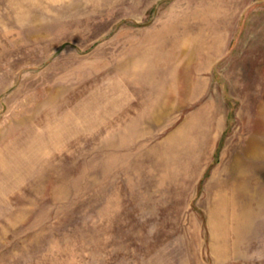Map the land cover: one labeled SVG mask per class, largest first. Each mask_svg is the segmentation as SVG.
I'll use <instances>...</instances> for the list:
<instances>
[{
	"label": "rangeland",
	"instance_id": "374dc122",
	"mask_svg": "<svg viewBox=\"0 0 264 264\" xmlns=\"http://www.w3.org/2000/svg\"><path fill=\"white\" fill-rule=\"evenodd\" d=\"M0 264H264V0H0Z\"/></svg>",
	"mask_w": 264,
	"mask_h": 264
}]
</instances>
